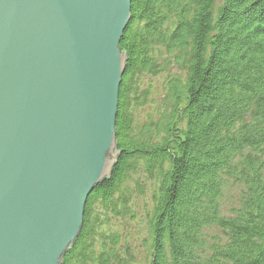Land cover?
<instances>
[{"label":"trees","instance_id":"trees-1","mask_svg":"<svg viewBox=\"0 0 264 264\" xmlns=\"http://www.w3.org/2000/svg\"><path fill=\"white\" fill-rule=\"evenodd\" d=\"M120 46V156L63 264H264V0H132Z\"/></svg>","mask_w":264,"mask_h":264},{"label":"water","instance_id":"water-1","mask_svg":"<svg viewBox=\"0 0 264 264\" xmlns=\"http://www.w3.org/2000/svg\"><path fill=\"white\" fill-rule=\"evenodd\" d=\"M132 0H0V264H63L120 156Z\"/></svg>","mask_w":264,"mask_h":264},{"label":"rangeland","instance_id":"rangeland-1","mask_svg":"<svg viewBox=\"0 0 264 264\" xmlns=\"http://www.w3.org/2000/svg\"><path fill=\"white\" fill-rule=\"evenodd\" d=\"M148 107H149V105L146 106V108H148ZM236 191H237V190H232V191H231V193H230V195H229V202H228L226 208H229L231 203L233 204L234 199L232 198V196L235 195Z\"/></svg>","mask_w":264,"mask_h":264}]
</instances>
